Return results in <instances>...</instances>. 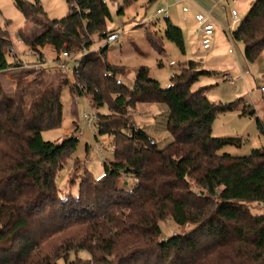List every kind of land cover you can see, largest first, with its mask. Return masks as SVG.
Returning a JSON list of instances; mask_svg holds the SVG:
<instances>
[{
  "label": "trees",
  "instance_id": "trees-1",
  "mask_svg": "<svg viewBox=\"0 0 264 264\" xmlns=\"http://www.w3.org/2000/svg\"><path fill=\"white\" fill-rule=\"evenodd\" d=\"M135 1L122 0L117 14ZM66 2L67 16L49 20L38 0H15L25 21L41 29L30 34L20 29L17 39L36 61L44 59L46 47L56 53L87 51L69 91L89 97L94 109L107 105L106 114H96L97 134L112 138L113 160L103 162L100 179L87 171L71 178L69 184L78 179L76 196L60 195L55 178L78 139L53 143L44 141L42 132L60 126L66 84L39 88L42 70L23 61L8 32L0 30V75L27 69L10 77V92L0 82V264H264V213L250 208L264 206V149L219 154L243 141L211 134L218 114L240 109L241 116L252 117V107L242 104L243 98L216 104L206 97L207 87L193 90L202 76L218 75L204 70L201 61H186L165 89L146 67L137 69L131 88L126 86L116 79L123 75L121 66L106 62L107 46L90 51L93 36L111 33L106 1ZM39 16L46 22L37 23ZM164 37L184 53L182 31L168 18ZM146 39L158 50L161 40L148 34ZM231 39L243 45L246 61L257 59L264 49V0L250 5ZM140 104L166 106L172 139L165 146L159 148L131 118ZM256 124L264 133L258 118ZM123 178H130L131 186L122 185ZM166 218L193 228L159 240V222Z\"/></svg>",
  "mask_w": 264,
  "mask_h": 264
},
{
  "label": "rangeland",
  "instance_id": "rangeland-1",
  "mask_svg": "<svg viewBox=\"0 0 264 264\" xmlns=\"http://www.w3.org/2000/svg\"><path fill=\"white\" fill-rule=\"evenodd\" d=\"M14 1L0 0V30L8 32L12 47L21 52L20 58L23 61H26V63L36 62L37 58L35 59V57L30 55L25 56L27 51L22 46V43H19L17 32L21 29L28 34L38 33L41 29L38 24L25 21L23 15L15 7ZM22 1L34 2V0ZM38 1L46 14V18L49 20H59L68 14L69 6L66 0ZM105 1L111 15L110 20H107L106 24L107 33L114 31L120 35L117 43H112L108 46L106 54V62L108 64L121 66L117 67V70L119 73L123 71V75H118L116 79L121 80L126 86L131 88L137 69L146 67L149 76L156 80L161 88L165 89L170 86V77L174 73H180L185 67L186 61H201L204 70L216 72L218 75L212 77L202 76L194 85L193 90L199 87H207L205 91L206 97L209 101L216 104H226L238 98H243L242 104L250 105L255 112L252 117L241 116L240 109L217 115L212 124V136L215 138H240L243 141L240 147H224L219 151V154L228 153L232 156H244L250 154L253 149H264V133L258 130L256 124V118H258L264 129V94L260 91V87L264 86V49L256 60L248 62L244 58L243 45L229 39L231 33L238 28L239 23L247 13L249 7V4H246L247 0H232L229 4L232 9L238 12L239 23H233L227 20L223 14L216 13V19L219 20L217 21L219 24L215 29L213 47L208 53H204L200 46V38L195 34L198 25L194 19L193 7L190 3L187 4L190 12L184 13L181 10L182 4L170 5L171 3L168 0H155L151 3L148 0H136L123 8L122 15H118L117 9L122 6V0ZM219 5L222 7L223 4L220 3ZM168 7L167 16L156 14L157 10ZM46 18L39 16L36 22L45 23ZM166 18L169 19L171 24L181 29L184 53H181L174 43L164 37ZM147 34L150 37L161 40L158 50L161 51L160 47H162V52L151 47L146 39ZM105 39V37L97 38L93 36V45L90 51L98 53ZM229 49H233L234 53L230 54L228 52ZM52 51H49V47L45 49L44 59L47 62L54 58ZM20 70L25 71L27 69L23 68ZM20 70L9 69V71L0 75V82L6 92L12 90L10 77L20 72ZM41 70L39 88H44L47 84L55 86L59 81L66 84L61 90V124L56 129L42 132V139L53 143H60L63 139L70 136L78 139L76 149L70 154L66 160V165L57 173L55 178L61 196L68 194L76 196L78 179H74L75 182L69 184L71 178L74 176L79 178L87 171L94 179H100L104 172L103 162L109 163L113 160V154L106 151L107 142L112 138L98 135L97 128H89L83 120L84 114H106L108 112L107 105L97 110L91 107L89 97L72 95L69 87L75 85V78L71 77L68 72L60 70L55 63L50 65L43 64ZM226 73L231 80L235 81L234 85L229 81L223 80L222 75ZM148 106L151 107H137L134 111H131V118L139 128L144 129L155 140L160 148L168 144L172 139L166 131L165 125V116L167 115L165 110L167 111V108L165 105L159 104ZM155 114L156 117L154 119ZM94 131L96 138L93 135ZM100 142L105 150L97 152V144ZM125 182L128 187L133 183L130 178L121 180L122 185ZM126 185L124 186L126 187ZM250 208L253 214L264 213V206L258 207L251 204ZM159 227L161 231L159 240L167 239L172 235L187 233L193 228L190 225L179 227L168 218L160 221ZM86 257L85 253L78 254L80 259H86ZM74 259L75 256L71 255L70 260ZM58 264H64V262L59 261Z\"/></svg>",
  "mask_w": 264,
  "mask_h": 264
},
{
  "label": "built area",
  "instance_id": "built-area-1",
  "mask_svg": "<svg viewBox=\"0 0 264 264\" xmlns=\"http://www.w3.org/2000/svg\"><path fill=\"white\" fill-rule=\"evenodd\" d=\"M178 3H183V2H190L191 0H177ZM222 3H224L227 7H228V13L232 19L233 22H238L239 21V14L235 9H232L229 4L232 0H219ZM183 12H188L189 8L188 7H183L182 8ZM157 15H162L164 14L165 16H167V9H159L156 11ZM194 19L198 25L197 30H196V35L200 38V46L202 48V50L204 51V53H208L214 44V31H215V27H216V23L212 17V15L209 12H198L194 15ZM106 39L103 40L102 43V47L105 46H110V44L112 43H117L119 41L120 35L116 32H111L109 34H107V37H105ZM27 52L25 54V56H32L33 52L30 49H25ZM14 48L10 49V53L14 54ZM228 52L231 54L234 53L233 49H229ZM52 53L54 54V58L53 60L47 62L45 59L41 60V61H36L34 64H32V69L34 71H40L42 68L43 64H53L55 63L57 65V67L62 70V71H66L68 72L71 77H73V75L75 74L77 68L80 65L82 56H84L87 51H82V52H77V53H71V52H67V51H60L58 53L52 51ZM224 79L226 81H229L231 84H235L234 80L230 79L229 75H225ZM260 91L261 93H264V86L260 87ZM83 120L85 121L86 125L89 128H97V116L94 113H88V114H84L83 115ZM97 131V130H96ZM81 133V132H78ZM94 136L96 135L95 131H94ZM104 146L103 144L100 142L99 144H97V152H102L104 151ZM113 150H114V145H113V141L112 139L109 140L107 142V147H106V151H109L111 154H113Z\"/></svg>",
  "mask_w": 264,
  "mask_h": 264
},
{
  "label": "crops",
  "instance_id": "crops-1",
  "mask_svg": "<svg viewBox=\"0 0 264 264\" xmlns=\"http://www.w3.org/2000/svg\"><path fill=\"white\" fill-rule=\"evenodd\" d=\"M171 4L170 5H176V4H182V8L183 7H188L187 6V4H191V6L193 7L192 8V10H193V14L195 15L196 13H198V12H204V11H208L211 15H212V17H213V19H214V21H215V23H216V27H217V25L219 24L217 21H219V20H217L216 18V13H221V14H223L224 15V17H226L227 18V20H230L231 22H233L232 21V19H231V17H230V15H229V13H228V7L224 4V3H222L221 1H219V0H191L190 2H183V3H178V1L177 0H168ZM215 1H217V2H219V3H217V2H215ZM254 2V1H253ZM251 0H247V3L246 4H249L248 6V10H249V8H250V5L253 3ZM220 3H222L223 5H222V7L219 5ZM219 6V7H218ZM204 7V8H203ZM182 8H181V10H182ZM189 8V7H188ZM220 8V9H219ZM167 9V12H168V10H169V7L168 8H166ZM247 10V11H248ZM183 12V11H182ZM190 12V8H189V11L188 12H184V13H189ZM222 23H223V21H222ZM233 23H239V22H233ZM224 24V23H223ZM226 25V24H225ZM220 26V25H219ZM218 26V27H219ZM216 27H215V29H216ZM114 32V31H113ZM117 33V32H116ZM214 33H215V31H214ZM196 34V33H195ZM229 39L230 40H232L231 39V36H229ZM47 48V47H46ZM45 48V49H46ZM27 49V48H26ZM45 49L43 50V53H45ZM49 51H52V48L51 47H49ZM224 75H228L227 73L226 74H224ZM264 97V96H263ZM148 105H152V104H140V105H137L136 106V108L137 107H144V108H146V107H151V106H148ZM150 109H153V108H150ZM165 112H166V114H167V111L165 110ZM165 114V115H166ZM155 117H156V114L154 115V119H155ZM166 117V116H165ZM150 136V135H149Z\"/></svg>",
  "mask_w": 264,
  "mask_h": 264
},
{
  "label": "water",
  "instance_id": "water-1",
  "mask_svg": "<svg viewBox=\"0 0 264 264\" xmlns=\"http://www.w3.org/2000/svg\"><path fill=\"white\" fill-rule=\"evenodd\" d=\"M127 183L125 182L124 185H126Z\"/></svg>",
  "mask_w": 264,
  "mask_h": 264
}]
</instances>
